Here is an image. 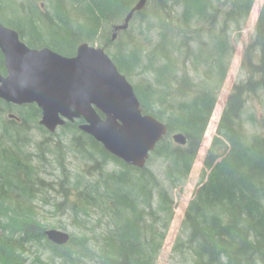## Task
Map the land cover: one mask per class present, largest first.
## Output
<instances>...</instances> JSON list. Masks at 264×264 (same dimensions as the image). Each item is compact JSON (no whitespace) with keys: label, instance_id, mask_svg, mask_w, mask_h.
<instances>
[{"label":"trees","instance_id":"1","mask_svg":"<svg viewBox=\"0 0 264 264\" xmlns=\"http://www.w3.org/2000/svg\"><path fill=\"white\" fill-rule=\"evenodd\" d=\"M137 2L0 0V23L15 30L29 48L46 47L69 58L82 43L103 48L132 85L142 113L166 127L145 166L137 168L79 130L82 120L67 122L59 127L62 135L88 163L71 175L60 139L37 141L39 155L27 149L28 130L49 134L38 123L40 109L0 99V264H156L174 219L170 190L192 170L234 57L232 34H240L255 0H146L147 11L135 13L111 43L113 26L123 23ZM139 18L155 23L138 40L130 37V27ZM190 21L197 31L188 30ZM254 30L240 63L244 77L226 96L199 185L172 243L171 251L183 264H264V134L251 103L260 99L264 107V2ZM0 73L6 75L1 51ZM11 110L15 117L9 114L4 121ZM176 133L185 136V145L172 141ZM153 157L167 163V186L149 168ZM46 158L59 172L49 183L40 169ZM105 163L116 168L105 170ZM49 190L69 202L78 227L93 230L107 218L105 233L72 235L63 246L48 241L36 200L40 195L47 204ZM94 217L96 223L87 227V218ZM38 248L50 249L48 262Z\"/></svg>","mask_w":264,"mask_h":264},{"label":"water","instance_id":"2","mask_svg":"<svg viewBox=\"0 0 264 264\" xmlns=\"http://www.w3.org/2000/svg\"><path fill=\"white\" fill-rule=\"evenodd\" d=\"M145 5L146 0H138L123 23L112 28L111 41ZM0 51L6 69V75L0 73V99L16 106L35 104L41 111L38 123L49 133L82 120L79 130L137 168L145 166L166 134L164 124L142 113L132 85L101 47L82 43L76 56L64 57L29 48L15 30L0 23ZM171 139L180 146L187 141L181 133ZM45 236L58 246L71 238L58 229L46 230Z\"/></svg>","mask_w":264,"mask_h":264},{"label":"rangeland","instance_id":"3","mask_svg":"<svg viewBox=\"0 0 264 264\" xmlns=\"http://www.w3.org/2000/svg\"><path fill=\"white\" fill-rule=\"evenodd\" d=\"M161 1V0H158ZM264 0H255L253 8L251 10L250 16L240 32V34L233 33L232 34V45L234 48V57L232 58V61L230 63V68L226 77V80L224 82L222 91L219 95L218 101L216 103V107L214 112L212 113V116L210 118L209 124L207 126V129L205 131V134L203 136L201 146L197 152L195 161L192 166V170L186 180L177 188L170 190V195L173 199V206H174V219L170 225V229L168 231L166 240L163 244L162 251L160 252L156 264H183L181 258L179 255L174 254L171 251L172 243L175 237L179 233L180 223L183 217L184 209L188 203V201L192 198L193 194L195 193L197 186L200 182V175L201 170L203 166V158L206 152V149L210 145V142L212 140V137L214 135V131L217 125V122L219 120V117L221 115V112L224 107L225 99L234 85V83H238L241 79H243L244 75L240 72V63L244 54L245 47L248 45L249 41L254 36V25L256 23L259 10L261 8L262 3ZM39 4L41 7H43V3L39 1ZM148 4V3H147ZM150 4L146 5L142 10L147 11L148 6ZM180 12V8H177ZM141 12V11H140ZM180 16V15H179ZM144 16V18H146ZM139 21L141 18L138 19ZM134 21L133 24H131L130 27V37L135 39H143L144 35L147 34V27L149 23H155L154 20L148 21V22H142V21ZM190 29H188L190 32L197 31V27L195 26L193 21H190ZM129 27V26H128ZM127 27V28H128ZM123 31V30H122ZM118 36V35H116ZM117 38V37H116ZM115 38V40H116ZM152 38V37H151ZM115 40H112L115 42ZM126 44V43H124ZM98 46V45H94ZM137 77H133L132 82H136ZM251 103L254 104V110H255V117L258 119L259 129L258 131L261 134H264V107L260 104V99H254L251 101ZM11 114L13 117L16 114L15 110L8 111L6 114L3 115L2 119L4 121H8V115ZM33 127V126H31ZM30 127V128H31ZM55 133V134H54ZM54 133L49 134H43L42 132L36 130V129H30L28 130V138H29V146L27 147L28 151L32 153L33 155H39L38 150L36 149V142L40 139L47 138L48 142H55L57 140L62 141V145L65 146V152H66V161H65V167L71 173V175H75L76 173H81L83 168L86 164L83 161V159L80 158L76 153H74V150H71V144L70 140H68L67 137L63 136L60 128H57ZM53 134V135H50ZM50 158H52L50 156ZM50 158L47 159V164L45 166L40 165V169L44 171V179L49 183L53 182L57 179L59 172L58 169L55 168V164L53 165V162L50 163ZM34 162L37 163V161L34 159ZM166 165L167 163L161 160L160 158L153 157L151 161L149 162V168L154 171V173L158 176L159 179L162 180V182L167 186V182L165 180V171H166ZM105 170H112L116 167L112 165L111 163H105L104 164ZM46 199L48 200L47 204L42 203L40 195L37 198L36 202V209L38 211V221L46 225V227L49 229H58L61 230L67 234L70 235V237L73 235L75 237H80L81 235H85L87 237L91 236L93 233L96 234H104L106 229L108 228V219L102 217L100 223L97 225L96 229L88 230L83 227H78L73 219H72V212L70 210L69 202L64 201L62 196L53 191L49 190L46 192ZM48 196V198H47ZM46 200V201H47ZM61 202H63L61 204ZM59 204V207L55 204ZM95 217L92 219L87 218L90 223L87 224V227H90L91 224L96 223ZM90 245L92 248H94V243L91 241ZM35 247L31 249L32 252L35 253L36 250H34ZM38 251L41 253L40 258L43 261L48 262L49 254L51 253L50 249L48 248H38ZM28 254V253H27ZM30 257H33V254L29 255ZM83 260L87 263L89 261L85 258ZM57 264L61 263L58 260L56 261ZM26 264H29L26 262ZM185 264H189L187 261Z\"/></svg>","mask_w":264,"mask_h":264},{"label":"bare ground","instance_id":"4","mask_svg":"<svg viewBox=\"0 0 264 264\" xmlns=\"http://www.w3.org/2000/svg\"><path fill=\"white\" fill-rule=\"evenodd\" d=\"M46 48V47H45ZM45 48H40V49H37V50H41V49H45ZM46 49H49V48H46Z\"/></svg>","mask_w":264,"mask_h":264},{"label":"flooded vegetation","instance_id":"5","mask_svg":"<svg viewBox=\"0 0 264 264\" xmlns=\"http://www.w3.org/2000/svg\"><path fill=\"white\" fill-rule=\"evenodd\" d=\"M117 25H119V24H117ZM116 26V25H115ZM129 26V25H128ZM114 27V26H113ZM77 51V50H76ZM76 56V55H75ZM71 58V57H70Z\"/></svg>","mask_w":264,"mask_h":264}]
</instances>
